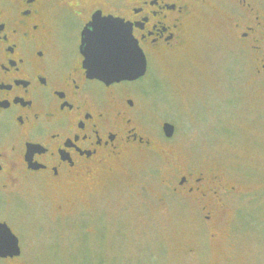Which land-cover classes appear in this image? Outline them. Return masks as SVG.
I'll return each mask as SVG.
<instances>
[{"label": "rangeland", "instance_id": "1", "mask_svg": "<svg viewBox=\"0 0 264 264\" xmlns=\"http://www.w3.org/2000/svg\"><path fill=\"white\" fill-rule=\"evenodd\" d=\"M212 17L189 52L153 59L155 77L132 93L153 135L164 117L175 123L171 156L223 175L228 191L218 216L204 220L168 193L173 167L165 157L138 153L92 180L0 197L5 217L47 229L26 264H264V85H256L224 16Z\"/></svg>", "mask_w": 264, "mask_h": 264}, {"label": "flooded vegetation", "instance_id": "2", "mask_svg": "<svg viewBox=\"0 0 264 264\" xmlns=\"http://www.w3.org/2000/svg\"><path fill=\"white\" fill-rule=\"evenodd\" d=\"M183 2L153 0L151 7L159 11L150 19L157 22L147 23L145 28L151 27L152 36L158 37L163 47L153 52L149 64L153 57L189 52L203 22L219 14L224 16L233 44L249 61L256 85H264V0H187L188 7L181 8ZM52 16L57 17V23L49 22ZM58 21L55 5L41 7L29 0H0V35L7 33V42H16L6 57L23 58V63L10 61L8 72L0 73V79L12 81L0 84V156L18 165V175L0 174V197L18 196L28 187L60 189L92 180L132 155L154 152L166 158L169 168L173 167L164 179L168 193L197 207L204 220L216 218L222 196L228 191L223 175L214 167L201 171L171 156L168 149L176 136L171 118L164 117L161 133H151L142 116L143 107L132 93V86L145 77L110 84L96 80L85 93H77L73 83L83 84L86 74L74 73L70 62L65 65L64 34ZM151 47L155 49L156 45ZM39 50L44 53L42 57ZM65 118L71 120L67 127L62 126ZM165 123L174 126L171 136L165 134ZM34 124L43 128L42 135ZM93 127L99 129V137L92 132ZM85 131L91 134L90 140L76 139L75 133ZM53 165H58L59 176ZM16 259L9 257L1 262L12 264Z\"/></svg>", "mask_w": 264, "mask_h": 264}, {"label": "snow or ice", "instance_id": "3", "mask_svg": "<svg viewBox=\"0 0 264 264\" xmlns=\"http://www.w3.org/2000/svg\"><path fill=\"white\" fill-rule=\"evenodd\" d=\"M29 2L39 3L41 7L55 5L59 9L58 22L64 34L62 55L65 65L70 62L74 73L83 71L86 74L83 84L80 81L73 83L77 93H85L91 87V82L96 80L110 84L113 79L122 81L155 77L158 69L149 64V58L154 51H160L163 46L158 44V37L152 36L151 27L145 28V24L157 22L150 19L159 11L151 7L154 4L153 0H29ZM192 2L203 3L211 0ZM180 7L187 8V0L181 3ZM86 9L91 11L86 12ZM49 22L57 23V17H49ZM8 40L7 33L0 35V73L8 72L10 61L19 60L23 63L22 57H6V53L11 52L12 45L16 43L15 41L8 43ZM152 45H156V48L153 49ZM39 55L41 57L44 55L42 50H39ZM153 59L158 64L159 58ZM5 83L11 84L12 81L0 79V84ZM20 122L23 124V120ZM70 123L71 120L68 118L62 120L63 127ZM80 127L84 125L80 124ZM33 128L38 134H43V128L40 126L34 124ZM92 132L99 137V129L93 127ZM74 135L78 140L91 139V134L87 131ZM17 167L16 161L0 156V174L18 175ZM72 167L75 168V163ZM53 170L59 176L58 165H53ZM0 187L3 185L0 184ZM17 207L21 212L28 211L27 201L23 198L17 200ZM46 231L43 222L31 225L22 216L5 217L0 212V261L17 257L15 264H26L24 259L26 251L33 243H43L42 234Z\"/></svg>", "mask_w": 264, "mask_h": 264}, {"label": "water", "instance_id": "4", "mask_svg": "<svg viewBox=\"0 0 264 264\" xmlns=\"http://www.w3.org/2000/svg\"><path fill=\"white\" fill-rule=\"evenodd\" d=\"M137 79H139V78H136L135 80H137ZM125 80H128V79H125ZM114 82H120V81L113 79L111 81V83H114ZM163 128H164L165 134L167 136H171L174 132V126L170 123H165Z\"/></svg>", "mask_w": 264, "mask_h": 264}]
</instances>
